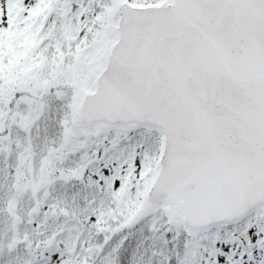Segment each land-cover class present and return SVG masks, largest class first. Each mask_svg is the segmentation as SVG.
I'll return each instance as SVG.
<instances>
[{
	"label": "snow or ice",
	"instance_id": "6c2138e0",
	"mask_svg": "<svg viewBox=\"0 0 264 264\" xmlns=\"http://www.w3.org/2000/svg\"><path fill=\"white\" fill-rule=\"evenodd\" d=\"M0 264H264V0H0Z\"/></svg>",
	"mask_w": 264,
	"mask_h": 264
}]
</instances>
